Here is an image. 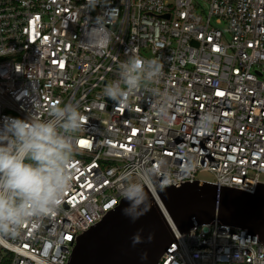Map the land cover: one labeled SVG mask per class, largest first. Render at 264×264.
Instances as JSON below:
<instances>
[{
	"label": "built area",
	"instance_id": "built-area-1",
	"mask_svg": "<svg viewBox=\"0 0 264 264\" xmlns=\"http://www.w3.org/2000/svg\"><path fill=\"white\" fill-rule=\"evenodd\" d=\"M97 23L109 42L90 44ZM129 56L159 58L163 72L117 104L104 89ZM165 94L175 100L161 118ZM66 103L83 117L71 188L52 214L0 236V264H67L129 181L254 194L264 184V0H0V127L47 120ZM208 112L215 123L198 130ZM176 239L158 264H264L258 236L237 227L195 225Z\"/></svg>",
	"mask_w": 264,
	"mask_h": 264
},
{
	"label": "clouds",
	"instance_id": "clouds-1",
	"mask_svg": "<svg viewBox=\"0 0 264 264\" xmlns=\"http://www.w3.org/2000/svg\"><path fill=\"white\" fill-rule=\"evenodd\" d=\"M88 35L90 44L109 42L98 23ZM162 72L159 58L145 60L129 56L120 63L119 78L106 85L104 95L117 104L127 103L126 98L142 86L157 83ZM152 94L161 95L157 88L152 89ZM174 100L175 97L165 94L156 106L161 118L168 117ZM82 121V114L72 103L50 109L47 120L6 118L0 127V236L18 233L26 222L48 216L59 207L65 192L71 188L69 165L76 133L83 128ZM215 121V115L208 112L201 117L197 128L210 131ZM124 196L129 201L124 213L133 222L149 210L143 183L129 181ZM152 239L149 234L148 242ZM142 242L139 234L134 235L133 246ZM146 258L147 253H143L141 259Z\"/></svg>",
	"mask_w": 264,
	"mask_h": 264
},
{
	"label": "water",
	"instance_id": "water-1",
	"mask_svg": "<svg viewBox=\"0 0 264 264\" xmlns=\"http://www.w3.org/2000/svg\"><path fill=\"white\" fill-rule=\"evenodd\" d=\"M149 210L133 222L120 204L102 220L78 235L67 264H158L163 253L181 233L195 225L214 223L237 227L257 235L264 245V184L257 182L255 192L193 180L153 190L144 184ZM142 243L133 246L134 235ZM153 239L148 242L147 237ZM147 253L146 259H141Z\"/></svg>",
	"mask_w": 264,
	"mask_h": 264
},
{
	"label": "rangeland",
	"instance_id": "rangeland-1",
	"mask_svg": "<svg viewBox=\"0 0 264 264\" xmlns=\"http://www.w3.org/2000/svg\"><path fill=\"white\" fill-rule=\"evenodd\" d=\"M200 178H203L205 180H212V176L208 172H202V173H200Z\"/></svg>",
	"mask_w": 264,
	"mask_h": 264
}]
</instances>
